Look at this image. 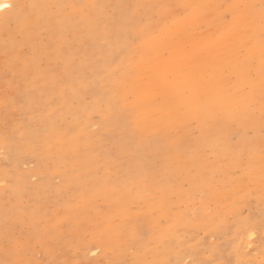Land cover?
<instances>
[{
    "label": "rangeland",
    "instance_id": "rangeland-1",
    "mask_svg": "<svg viewBox=\"0 0 264 264\" xmlns=\"http://www.w3.org/2000/svg\"><path fill=\"white\" fill-rule=\"evenodd\" d=\"M0 264H264V0L0 9Z\"/></svg>",
    "mask_w": 264,
    "mask_h": 264
},
{
    "label": "bare ground",
    "instance_id": "bare-ground-1",
    "mask_svg": "<svg viewBox=\"0 0 264 264\" xmlns=\"http://www.w3.org/2000/svg\"><path fill=\"white\" fill-rule=\"evenodd\" d=\"M69 3V2H68ZM12 5V0H0V9L1 10H6L7 8H9L10 6ZM17 10L18 11H15L14 13H13V16L12 17H14V18H17V15L16 14H18V13H20L21 12V8H20V6H18L17 7ZM45 15V14H44ZM40 16V15H39ZM38 16V17H39ZM23 17H25V16H23L22 14H19V17H18V19L19 20H22L23 19ZM80 22V21H79ZM21 24V27H23L24 26V24H23V22L22 23H20ZM79 25H80V23H79ZM59 27V26H58ZM57 27V28H58ZM65 28V27H64ZM52 29V28H51ZM57 30V29H56ZM60 35V34H59Z\"/></svg>",
    "mask_w": 264,
    "mask_h": 264
}]
</instances>
